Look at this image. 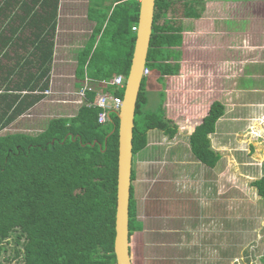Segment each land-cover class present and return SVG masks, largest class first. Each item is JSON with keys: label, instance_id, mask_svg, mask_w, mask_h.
<instances>
[{"label": "trees", "instance_id": "obj_1", "mask_svg": "<svg viewBox=\"0 0 264 264\" xmlns=\"http://www.w3.org/2000/svg\"><path fill=\"white\" fill-rule=\"evenodd\" d=\"M114 2L110 13L105 9L94 15V30L78 55L75 87L79 90L89 78L95 91L86 93L76 114L52 118L34 135H0V264H116L118 118L110 111L105 122L99 123L101 109L93 102L96 91L122 98L124 88L104 82L114 75L127 76L139 3ZM174 3L155 0L146 67H156L161 81L179 71L180 52L175 48L182 45V30L174 21L160 20ZM58 4L59 0H0V130L45 97L50 85ZM184 12L198 13L187 4ZM2 58L11 64L2 63ZM148 99L142 79L134 116L133 156L146 147L148 131L159 130L170 139L177 134L162 104L154 110L145 108ZM224 111L221 102H212L188 137L193 157L209 168L220 159L211 148L209 135L215 132ZM134 180L132 160V264L133 246L141 240L143 228L136 218ZM250 185L264 201V175ZM11 242L13 251L5 254ZM260 260L264 264V255Z\"/></svg>", "mask_w": 264, "mask_h": 264}, {"label": "rangeland", "instance_id": "obj_2", "mask_svg": "<svg viewBox=\"0 0 264 264\" xmlns=\"http://www.w3.org/2000/svg\"><path fill=\"white\" fill-rule=\"evenodd\" d=\"M255 1L252 5H245V13L254 16L256 22L260 21V28L252 32L250 27L244 34L245 46L241 50L245 65L243 69L237 67V63L226 67L227 61L235 54L212 47L221 40L219 35H201L192 39L195 44L185 36L184 44L178 49L181 53V71L165 79L163 107L166 116L176 117L178 98L185 101L187 108L188 98L194 92L196 97L199 92L200 95L208 94L211 100L220 98L227 105V110L217 121L215 132L209 135L211 148L220 155V159L214 168L196 160L189 150L188 137L191 133L184 131L178 132L174 139L156 132L158 143L150 141L143 151L133 156L136 218L143 224V237L133 246L135 264H263L260 258L264 255V201L250 185L264 175V0ZM76 2L79 3L73 8L74 12L82 14L84 3L80 0ZM233 13L234 8L229 11V14ZM83 26L89 28L86 21ZM223 26L228 30L234 27L229 21L224 22ZM244 28L248 26L245 24ZM66 42V37L58 39L62 45ZM253 45L259 47L258 50H253ZM68 57L72 59L73 54H68ZM59 59L61 56L58 54L51 70L49 93H44L45 98L0 130V135L15 132L34 135L44 128L48 120L76 114L80 104L76 102L75 63H62ZM2 63L11 64L5 58H2ZM217 65L224 70L221 71ZM254 72L259 74L257 80ZM158 75L157 68L151 67L150 74L143 77L145 90L152 89L148 93L147 110H154L159 104L160 93L154 90H158L163 82L159 81ZM220 75L240 78L242 84L237 86L243 92L240 91L239 97H233L235 85L232 83L227 84V91L220 88ZM194 78L201 79L199 91L188 85ZM248 89L259 90L244 95ZM190 113L185 118L187 125L196 124L197 121L200 123L201 120L196 119L193 122ZM256 119H260L258 123H255ZM171 120L174 122L176 119ZM194 180L199 182L195 185ZM218 189H222L226 201L223 197L221 200L217 198ZM209 199L212 202L215 200V203H210L212 206L226 204L228 215L225 222L224 218L221 220V237L219 232H209V238L201 244L206 236L200 242L194 238V234L190 237L187 230L195 229V212L200 210V201L209 202ZM216 214L219 216L218 212ZM225 239L227 246L223 244ZM7 245L5 254L13 251V243Z\"/></svg>", "mask_w": 264, "mask_h": 264}, {"label": "crops", "instance_id": "obj_3", "mask_svg": "<svg viewBox=\"0 0 264 264\" xmlns=\"http://www.w3.org/2000/svg\"><path fill=\"white\" fill-rule=\"evenodd\" d=\"M80 1H83V3H84L83 4L84 12L82 14H77L73 10L75 5L77 3H79V2H76V0H59L57 25H56V35H55V46H54L52 66H53V63L56 62L57 55L59 54V56H61V59H59L60 62H62V63L73 62V63H75V69H76L77 64H78V55L84 49V47L87 45V43L89 42L91 34L94 30V27H95V21H93L94 15L98 14V12L105 10V9H107V11L109 10V13H110L116 4L114 2V0H80ZM254 2H257V1H255V0L254 1L253 0H188L187 2H185L184 0H175V3L171 7V9L163 17H161L160 20H161V22L164 21L163 19L174 21L177 25L180 26V28L182 30L181 31L182 45L185 42V36L190 37L191 42H193L192 41L193 38H199L202 36L203 37L204 36H207V37L210 36L211 37V36L219 35L220 36L219 39L223 40V42L221 40L217 41L214 44L215 46H212V47L214 49H219L222 51H226V50L233 51V53L235 54L234 58H231L229 60V62L227 61V63L225 64L226 67H232V65L237 63V67L241 66L243 69L245 67V65L242 61L243 56L241 54V52H242L241 50H243L244 46H245L244 34L246 31H248L247 29L250 30V27H252V32L256 31L257 29L259 30V28H260V27H258L260 25V21H259V23L256 22V18L254 16L250 17L249 13H247V14L245 13V5H252ZM185 4H187V6L189 8L195 9L198 13L186 14L184 12ZM232 8L235 9V13L229 14V11H231ZM89 15L92 16L91 17L92 20L90 19ZM78 18H80V20H78ZM80 21H81L82 25L80 24ZM85 21L89 25V28H84L83 23ZM227 21H229L230 23H233V25H234V27L230 30H228L227 28H225L223 26V23L227 22ZM245 24L248 26V28H246V29L244 28ZM135 26H137V25H135ZM217 27H220V28L217 29ZM133 32H135V31H133ZM216 33H218V34H216ZM219 33H221V34H219ZM135 34H136V32H135ZM65 37H66L67 42L63 43L64 45H62V43L61 44L58 43L59 38H65ZM225 38H227V39H225ZM252 48H253V50L254 49L258 50L257 48H259V47L253 45ZM175 49H179V47H177ZM219 50H217V51H219ZM68 54H73L72 59H74V60H72L70 57H68ZM180 60H181V53H180ZM180 60L178 61V64H179L178 73L181 71V68H182ZM256 66H259V65H256ZM217 67L221 71L224 70L223 67H221L220 65H217ZM75 69H74V72H75ZM221 75H220V77H221ZM170 76H174V75L166 76L164 78V81H161L159 79V81L163 82V83H161V85L159 84L158 90L157 89L154 90L155 88H153L154 92L159 91V93H163L162 96L159 95V97H160L159 104H162V108H164L163 107V101H164V97H165L164 89L166 87V80L165 79L170 77ZM242 76L243 75L241 73V78H243ZM253 76L255 77V80H257L256 78L259 77V74L254 72ZM74 77H75V74H74ZM218 78H219V76H218ZM221 78L222 79H220L218 82V84L220 85V88L222 87L223 88L222 90L227 91V88H226L227 84L232 83L235 85V87L233 88V91L231 90L233 92V97H239L240 91L243 92V89L241 87L237 86V84H239V83L242 84V82H240L241 81L240 78L239 79L227 78L226 75L221 77ZM252 79H254V78H252ZM82 84L83 83H81V85ZM199 84H201L200 78H194L191 81H189V83H188V85L194 86V88L197 89V91H199L198 90ZM214 84H215V82H214ZM48 89L45 90L44 93L46 91H49ZM151 90L152 89H150V88L146 89L148 97H149L148 93ZM257 90H259V89H257ZM257 90L256 89H248V90H246L247 94H244V95H248L249 93H253V91H257ZM195 93L196 92L191 94L192 95V96H190L191 98H188L189 104H188L187 108H185V106H186L185 101H183V100L180 101L181 98H178L179 105H178V107H176V112H178L176 117H170L169 115L166 116V110L164 108V113H165L166 119H169V120H171V119L175 120L176 119L173 123L177 127V133L183 132V131L192 133L194 131L195 127L201 123L204 116L207 115L208 109L211 105L210 102L211 101L214 102V100L221 102L220 98H214L213 100H211L212 98L208 94H201L200 95L199 92H197L198 96L196 97ZM44 95H46V94H44ZM224 99H226V98H224ZM183 102H184V104H180ZM208 102H209V105H208ZM222 104L224 105L225 110H227V108H226L227 105L224 102ZM189 111L191 112L190 113L191 117L194 118L193 122H196L195 121V119H196V120H201L200 123L197 121L196 124L193 123V124L187 125L185 118H186V115L189 113ZM60 117H63V116H60ZM183 117H184V119H183ZM181 119H183V121ZM189 126H191V127H189ZM156 132H161V131H159V130L148 131V133H147V144H150V141L151 142L155 141L156 143H158L157 142L158 141V135L156 134ZM161 134H163V133L161 132ZM164 136H166V135H164ZM174 138H175V136L172 139H174ZM200 178L202 181L203 177L201 176ZM197 182H199V181L194 180L195 185L197 184ZM204 182H206V181L204 180ZM221 190L222 189L217 190L218 194L216 196L219 195L217 197V198H219V200H221L223 197V199L226 201L225 197L222 196L223 194L221 193ZM212 201L213 200H210L209 202L208 201H205V202L200 201V203H201V204H199L200 210L198 212H195L197 214L196 215L197 220H194V222L196 223V226L194 227L195 229H193V231L187 230V232L190 233L189 234L190 237H191V235L194 234V238H196L199 241H200V239H202L203 237L206 236L203 239V242L200 241L201 244H204L205 240H207L209 238V234H208L209 232L210 233L214 232L215 234H217V232H219L220 237H221V235H222V233H221V225H222L221 220H222V218H224V222H225L227 219L228 209L226 208V204L223 206H222V204L221 205L215 204L216 206H212V204H210V203H215V200H214V202H212ZM193 205H194V202H193ZM213 207H216V209L218 208V210L217 211H216V209L213 210ZM216 212H218L219 216H217ZM199 227H201V228H199ZM185 231L186 230H184V232ZM224 231H225V228H224ZM141 237H143V236H141ZM223 244L224 245L226 244V239L224 240Z\"/></svg>", "mask_w": 264, "mask_h": 264}, {"label": "water", "instance_id": "obj_4", "mask_svg": "<svg viewBox=\"0 0 264 264\" xmlns=\"http://www.w3.org/2000/svg\"><path fill=\"white\" fill-rule=\"evenodd\" d=\"M155 0H141L137 31L126 76L118 118V156L113 251L116 264H132L129 253V200L132 174V140L138 93L152 34Z\"/></svg>", "mask_w": 264, "mask_h": 264}, {"label": "built area", "instance_id": "obj_5", "mask_svg": "<svg viewBox=\"0 0 264 264\" xmlns=\"http://www.w3.org/2000/svg\"><path fill=\"white\" fill-rule=\"evenodd\" d=\"M132 1L140 3L141 0H132ZM132 30L136 32L137 26H133ZM149 74H150V70L148 67L145 66L143 69V77L148 76ZM125 81H126V76L115 75L109 81L104 82V84L115 86L118 88H124ZM89 91L93 92L95 91V89L93 85L90 84L89 79L85 78L81 88L76 92L78 97V101L76 102L82 105L86 97V93ZM45 93L47 94L49 93V91H46ZM121 102H122V98L112 95L109 92L96 91V97L93 102V105L101 109V112L98 114V122L99 123L105 122V120L108 118V114L110 111L118 112L121 106ZM89 104L90 103H87V105Z\"/></svg>", "mask_w": 264, "mask_h": 264}]
</instances>
